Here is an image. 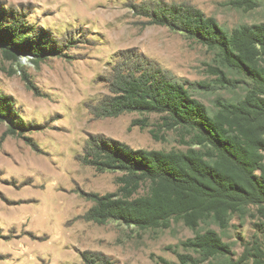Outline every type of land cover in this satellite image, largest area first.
Returning a JSON list of instances; mask_svg holds the SVG:
<instances>
[{
    "label": "rangeland",
    "instance_id": "374dc122",
    "mask_svg": "<svg viewBox=\"0 0 264 264\" xmlns=\"http://www.w3.org/2000/svg\"><path fill=\"white\" fill-rule=\"evenodd\" d=\"M166 1L194 5L228 33L264 24V0H248L250 8L235 5L245 0ZM142 2L0 0V10L51 34L63 53L36 63L30 57L7 61L0 52V91L13 97L29 125L10 135V125L0 123V264H84V252L103 254L114 264H178V255L188 253L200 258L184 249L196 232L181 220H172L166 229L140 230L82 219L93 202L81 192L117 193L123 177L119 172H97L79 160L90 137L148 151L200 149L185 129L165 127L160 115L93 117L89 106L110 95L106 80L123 53L136 52L158 63L212 115L222 104L241 101L249 88L248 81L230 72V82L220 81L213 71L219 67L216 55L208 48L166 27H146L147 20L128 8ZM148 193L146 183L135 196ZM209 229L221 236L231 253L205 264H253L243 260L247 249L258 246L264 251L260 207L231 215L225 229L209 221L197 232Z\"/></svg>",
    "mask_w": 264,
    "mask_h": 264
},
{
    "label": "trees",
    "instance_id": "16d2710c",
    "mask_svg": "<svg viewBox=\"0 0 264 264\" xmlns=\"http://www.w3.org/2000/svg\"><path fill=\"white\" fill-rule=\"evenodd\" d=\"M235 5L252 7L248 0ZM128 8L147 20L146 27H166L208 48L216 55L219 67L213 71L220 81L230 82V72L248 81L249 88L241 101L222 104L212 115L158 63L136 52L123 53L106 80L110 95L89 106L93 117L160 115L165 127L185 129L200 149L148 151L103 136L90 137L79 160L97 172H119L123 177L117 193L81 192L93 202L82 219L98 225L117 222L140 230L166 229L172 220H181L196 232L183 247L200 258L179 254L178 264H205L227 257L230 246L215 230L197 229L209 221L225 229L231 215L249 206L264 211V24L241 26L228 33L215 18L187 2L143 0ZM0 52L12 62L30 57L39 63L63 56L51 34L35 30L2 9ZM0 123L10 125V135L29 128L13 97L1 91ZM146 183L149 193L136 197ZM82 259L84 264H114L100 253L84 252ZM248 259L264 264V251L258 246L248 248L243 260ZM163 264L170 263L163 260Z\"/></svg>",
    "mask_w": 264,
    "mask_h": 264
},
{
    "label": "built area",
    "instance_id": "2783aa9c",
    "mask_svg": "<svg viewBox=\"0 0 264 264\" xmlns=\"http://www.w3.org/2000/svg\"><path fill=\"white\" fill-rule=\"evenodd\" d=\"M24 59H26V58H24Z\"/></svg>",
    "mask_w": 264,
    "mask_h": 264
}]
</instances>
